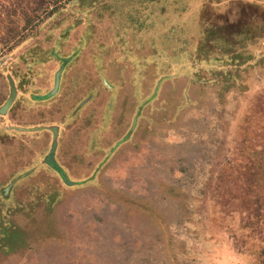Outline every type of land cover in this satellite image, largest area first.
Wrapping results in <instances>:
<instances>
[{
    "label": "rangeland",
    "instance_id": "1",
    "mask_svg": "<svg viewBox=\"0 0 264 264\" xmlns=\"http://www.w3.org/2000/svg\"><path fill=\"white\" fill-rule=\"evenodd\" d=\"M219 2L0 0V264H264V26Z\"/></svg>",
    "mask_w": 264,
    "mask_h": 264
},
{
    "label": "trees",
    "instance_id": "2",
    "mask_svg": "<svg viewBox=\"0 0 264 264\" xmlns=\"http://www.w3.org/2000/svg\"><path fill=\"white\" fill-rule=\"evenodd\" d=\"M219 6L228 8L231 3L235 2L233 5L234 15L231 21H228V17L231 14L230 10L226 8H221L224 10L221 18H223L222 26H220L221 33L219 35L223 37L234 36L236 41L241 43L242 41H247L252 39L254 34L259 33V30L263 29V18L264 17V2L262 0H219ZM233 10V9H232ZM214 12V11H213ZM215 14L219 12H214ZM263 31V30H262ZM260 31V32H262ZM209 37L208 35L206 36ZM264 39V34L261 38ZM210 42V40H209ZM224 40V44H225Z\"/></svg>",
    "mask_w": 264,
    "mask_h": 264
},
{
    "label": "water",
    "instance_id": "3",
    "mask_svg": "<svg viewBox=\"0 0 264 264\" xmlns=\"http://www.w3.org/2000/svg\"><path fill=\"white\" fill-rule=\"evenodd\" d=\"M56 84H57V74L55 75V82H54V87H53V90L52 92L54 91L55 87H56ZM51 92V93H52ZM13 94H14V90L12 87L9 88V95H8V98L6 99V101L4 102V104L2 105V107L0 108L1 112H4L6 110V108L10 105L11 103V100L13 98Z\"/></svg>",
    "mask_w": 264,
    "mask_h": 264
},
{
    "label": "crops",
    "instance_id": "4",
    "mask_svg": "<svg viewBox=\"0 0 264 264\" xmlns=\"http://www.w3.org/2000/svg\"><path fill=\"white\" fill-rule=\"evenodd\" d=\"M0 110H1V109H0ZM5 111H6V110H5ZM5 111H4V112H5ZM4 112H1V111H0L1 114L4 113Z\"/></svg>",
    "mask_w": 264,
    "mask_h": 264
}]
</instances>
